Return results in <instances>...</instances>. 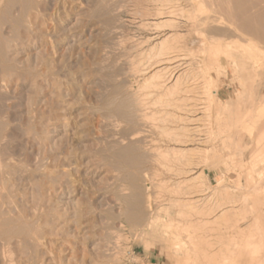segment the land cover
<instances>
[{
  "label": "rangeland",
  "instance_id": "rangeland-1",
  "mask_svg": "<svg viewBox=\"0 0 264 264\" xmlns=\"http://www.w3.org/2000/svg\"><path fill=\"white\" fill-rule=\"evenodd\" d=\"M162 1L0 0V264H177L179 254L169 246L175 240L168 237L173 223L170 227L160 218L167 219L165 212L173 215L174 206L166 198L176 188L158 175L162 168L156 169L160 157L155 153L160 154L153 149L161 141L158 131L146 133L155 130L148 126L154 121L147 120L146 112L158 101L152 102L151 88L138 83L152 38L169 32L156 27V19L162 18L154 15L156 6L164 9L176 3L177 9L187 11L182 12L184 16L180 11L173 15L174 30L185 35L179 41L184 53L191 48L198 55L202 43L198 40L204 36L210 38L209 45L218 47L217 65H204L194 76L195 82L194 77L188 80L195 90L182 96L187 104L183 106L192 102L198 104L195 108L205 106L204 111L209 108L210 113L202 109L204 116L211 120L215 100L227 102L224 118L232 131L226 137L229 141H244L250 132L255 136L260 124L264 125V88L260 89L264 84V0H202L198 15L189 0ZM244 11L248 17L242 19L239 14L244 16ZM217 20L222 25L214 28ZM200 31L207 36L195 38ZM229 52L232 56L241 52L246 61L257 65L255 93H263L257 98L261 104L254 99V89V94L241 90V68ZM133 71L139 77L134 78ZM197 78H201L200 86ZM197 85L203 87L205 96L200 104ZM137 87L153 96L152 103L144 101L147 108L138 101L141 96L149 100L148 93L137 92ZM144 118L150 122L148 127ZM212 148H208L209 156L214 154ZM167 156L161 162L174 158ZM172 161L179 163L175 158ZM207 164L201 169L206 168L210 186L218 181L232 184V174L223 165ZM167 227L171 228L168 232Z\"/></svg>",
  "mask_w": 264,
  "mask_h": 264
},
{
  "label": "bare ground",
  "instance_id": "bare-ground-1",
  "mask_svg": "<svg viewBox=\"0 0 264 264\" xmlns=\"http://www.w3.org/2000/svg\"><path fill=\"white\" fill-rule=\"evenodd\" d=\"M176 1L178 0H175L174 2ZM189 1L190 3H192L191 4L192 6L189 4L190 8L193 7L194 8L193 12L194 11L197 12L196 14L198 15L201 9V6L203 4V3L201 4L202 0H189ZM179 2H181V0ZM163 4L165 3L163 2ZM237 4L238 3L236 2L235 5ZM174 6L175 7L177 6L176 3ZM156 7L155 8L157 9V11L155 10L156 13L154 15L158 17L159 16L161 17L162 15V18H160L159 21L158 19H156L157 20L155 22L156 27H161V26L162 28L166 27L169 30V32H166L163 35L160 34L161 36L159 35L156 36L154 34L155 37L152 38L153 43L149 47L147 52L145 53L146 55L145 54H144L145 56L143 55V58L145 57L144 59H142V55L140 58H139L140 55L138 56L136 55L139 59L143 60L142 63L140 60V63L143 67L142 68L140 67L141 69H139L141 83L140 82L138 83L141 85L140 86L138 84L137 85L141 88L142 86L151 88V91L150 89L149 91L152 92V95L156 97L155 98L151 96L150 94L151 99L153 98L155 99L152 102H155L156 100L158 101L154 103V107L156 108L158 105L160 106V108L158 106L159 109L156 108L154 109V111H151L154 108L153 105L151 104L153 107V108L151 106L149 107L151 108L150 109L151 114H150V111H148L149 113L146 112V114L149 116V119L147 120L148 121L151 120L150 122L154 121L153 123H150L148 121L145 122V118L142 119L144 120L143 122L145 124L142 123V121L140 122L144 125H146V123H150L148 124V126L152 125L151 127L155 128L154 132H150V131L146 132L148 133L147 135H149L150 133H151L150 135H152V133L155 134L157 133L156 131H158V134H159L158 137L161 138V141L160 143L157 142L159 144L158 146H155L157 145V143L156 144L154 143L155 144L154 145L155 149H153L154 152L153 151L151 152L149 151V152L155 153V150H156L157 153L160 154V156H157V154L155 153L156 157L158 158L160 157L159 158L160 161L157 160V165L160 162L159 163L160 167L158 168L156 167V169L162 168L165 171L162 170V173H159L158 175H162V176L164 175L163 176L164 182L167 185L174 186L176 188L175 193L166 198V202L174 206L173 215L170 216L168 214L169 212H165V216H167V219L165 220L163 219L164 216H160V218L163 220L161 222L168 223V225L170 223H173V227H174L173 230H171L170 228L171 225H169L170 227H167L165 229V231L167 232L171 230L168 233V237H171V239L175 240L173 245L172 244L170 245L168 244V245L172 247L174 251H176L179 254L178 258L176 257L177 264H264V125L261 127L262 124L258 123V125L260 124V127H261V128L258 127L259 130L257 129L258 125L257 126L255 125L256 126V129L254 128L255 131L258 130L255 136L254 134H251L250 132V134L247 135V138H245L246 140L244 139V141H241L242 139H240V142H239V138H233L231 141H229V140H226V137L227 135H229V133L232 134V131H231V127H228L230 125L226 124L228 122H226L224 118V111H225V108L227 107V102L224 103V101L219 100V98H217L218 100H215V102L217 103V107L215 105L216 109H214L215 115L212 118L209 117L211 120L214 118L212 121L209 120L207 116H204L206 113L205 111L207 110L206 109L204 111L203 108L205 106L203 107L198 106L197 108H195V105H198V104H195L192 101H190L192 102L191 103L192 105H188L187 107L183 106L187 104H183V101L185 100L183 99L184 97L182 98V96L186 95V92L188 90L190 92L191 89H193V87L191 86L193 84H191L190 82L193 80L195 82L196 77L194 76L196 75L198 76V74H200L199 69L205 68L204 65H208L212 68H214L215 65H217L218 47L217 45H211V44L209 45V43L207 42V39H210V38H206L205 36L201 38L200 35H202L203 33H201L200 31L201 34L198 33L199 35L196 34L195 32L196 34L195 38L197 36H200L201 39H199L198 37L199 39L198 41L202 42L200 44L198 43L200 46L199 47L200 49H198L199 51L197 50L198 52L196 51V53H199V54L195 55L196 49L193 51L191 50V48H188V49H190L193 52L187 49L188 50L187 53H184L186 52L185 51L186 49L182 50L179 47V45L181 44L179 43V41L183 36L181 37L178 33H176L177 31L174 30V27H175L174 16L175 14L178 13V11H180L181 15L183 11L185 12L187 11L182 10L183 9L182 7L181 9H177V7L179 8V6L175 8V7H170L169 5V8L168 7L166 8L165 6L164 9L158 8V6ZM188 8L184 7V9H188ZM231 8H229V11ZM240 9H243V8L240 7ZM249 9H248V12H250L251 10ZM245 11H244V16L238 13L239 15L242 16V19L247 16L246 14L248 12L246 13ZM163 14L165 15L164 17H163ZM191 15L192 14H190L189 16L191 17V22H192V20L194 19H192L193 15L192 16ZM233 15L234 14H232V16ZM235 15L237 16V13ZM186 17L187 18L185 19H188V16ZM234 17H232V19L230 18L231 19L230 22L231 21L234 22L233 20ZM224 18H226V16H224ZM224 18L222 20H224ZM227 19H225V21ZM245 21L243 22L244 23L249 22V21H246V22ZM196 22L197 20L195 21V23ZM218 23H219V20H217V23H216L217 26L214 28H218L219 26L222 25L220 22V25L218 26ZM250 23H251V20H250ZM223 26L225 27V25ZM236 27L237 26H235V28ZM229 28H232V27H229ZM241 29H240V32H241ZM224 30L226 31L225 28ZM237 30L239 31L238 28ZM221 31H223V29ZM250 31L254 32V29ZM247 32L248 31H246V33ZM218 33H219V30H218ZM219 34H222V33H219ZM235 34H238L237 35L238 37L240 36L238 32L237 33L235 32ZM203 35H206V34H203ZM252 35L254 36V34ZM184 37L182 39H185ZM244 37L245 35L243 36V38ZM256 38L258 39V37ZM192 39L193 38H191V40ZM149 40L150 38L146 42H149ZM258 40H261V39L259 38ZM186 41L183 40L182 42L184 43ZM195 41L197 40L195 39ZM213 41H215V39ZM223 41L224 40L222 39L221 42L224 43ZM248 41L250 40L248 39ZM215 42L217 44H220V42L218 41H215ZM191 44L193 45L192 42ZM249 44L251 47H254L253 49L256 48L255 46H253L254 43H252V40L250 41ZM182 48L184 47L182 46ZM139 50H142V48ZM139 52L140 51H138V53H135V54H139ZM230 53L231 52H229V54ZM240 53L241 52H236L235 55L237 56H235L234 54H233L234 56H232V54H230V58H233V61H235L234 63L235 66H239L241 68L240 73H239L240 75L239 79H241V82H240L241 84L239 85H241V90L242 91L246 90L250 94H252L253 93L251 92L252 89H254V93H255V90H257L255 88V85H257L256 82H257V76H258L256 73L257 65L255 64V62H252L251 60L246 61L245 57L241 55ZM133 56L134 58L136 57L135 55ZM133 56H132V59H134ZM196 56L198 57V59L194 58ZM138 58H135V59H138ZM199 58H200V63L205 62L204 64L202 63L204 67H201L202 65L200 66V63L199 65H197ZM195 60H197L195 63L198 67H195L196 65L192 66ZM137 62L138 61L136 60V64ZM133 64H132V67H133ZM141 65L139 64V66ZM135 69L137 70V66L135 67ZM131 70L132 69H130V71ZM134 71H133V75L132 74L131 75L133 77L135 75L139 77L137 73L134 75ZM193 77L194 79L190 80ZM198 79H201V78H197L196 83L200 81V80L198 81ZM188 80H190V82ZM260 83H258V86L260 85ZM262 86L263 87L260 89L264 88V84ZM202 89L203 87L201 88L198 87L196 88V91H195L197 95L198 94L200 95L199 99L196 98L199 101V104L201 103L200 102L201 100H205L204 98L205 96L203 97L204 90ZM137 90H139L141 93L142 90L146 91L148 89L146 88L138 89L137 87L136 91ZM146 92L148 93L147 97H149V92L148 91ZM195 93L193 94L194 96H195ZM261 93L262 92H260V94ZM145 94H142V95H145ZM187 94L190 97L189 95L190 93H187ZM255 94L257 96H261L263 93L261 95L260 94L258 95L257 93ZM255 94H254L255 97L253 96L255 101L260 103V99L263 96L256 97ZM141 97H142L141 101H138V100L137 101L142 103L143 105L147 104V103L144 104V101L151 102L150 97L148 98L149 100H147L146 97L144 100L143 99L144 96H141ZM134 98H135V94H134ZM257 98H260L259 101ZM134 100L136 101V99ZM197 100H196V103H198ZM262 100H263L262 101V104H263L264 97ZM140 103H134V104H137V106L139 105V107L141 108ZM134 104H133V108L136 107ZM207 104L209 106L211 105L209 103ZM207 104H204V105H207ZM261 106L264 107L263 105ZM139 107H137L138 110H139ZM145 107L146 105L144 106V108ZM149 108L146 109V111L149 110ZM210 108L211 110H213L212 106ZM202 109L205 113H203ZM136 110H137L136 108L135 110L133 109L135 113H136ZM209 110L210 109L208 108V111ZM137 113L144 115L145 111L144 113H141V112L140 113L137 112ZM207 113L206 115H209ZM144 117H146V115ZM205 117L207 118L205 119ZM136 118L138 119L139 117L136 116ZM203 119L204 120L208 119L212 123L210 122L208 123V120L207 122H202ZM158 121H160V123H156ZM148 126L146 125V127ZM146 127H144V130L146 129L147 131L148 128ZM233 127L235 128L236 131L238 130L237 125H234ZM139 133L145 135L144 132L141 133V131H139ZM150 138L151 139L154 138L153 140L156 139L155 136L150 137ZM157 140L158 139H156L155 141ZM151 143H153V141ZM147 146L146 148H149V146L148 147ZM210 146L213 147L212 149H213L214 154L212 153L213 154L212 156H209V153H211V151L208 153L209 151L208 148ZM151 147L153 148V146ZM152 148H150V150ZM219 150H221V153L218 152ZM164 153L165 154L170 153V156L173 155L175 160L176 159L177 161L179 160V163L175 164L172 161L174 158L172 157V160H171V157L167 156V154L166 156L170 158H166V162L172 161L173 163L172 162L166 163L165 161L161 162V160H165L164 158H162V157H166L164 156ZM175 155L176 157L179 156L183 159L180 160L176 158ZM209 159H213V162L211 163L212 165L210 164V162H208ZM207 163H209L211 167L212 166L216 167L219 164L223 165L224 168L226 169V172H228L229 174H232V177L230 178V180L233 179L231 181L232 184L226 185L224 182L218 181L215 187L210 186L208 179H207L208 178L207 173L205 172L206 168L201 169V167H204V165L206 166ZM241 177L244 178V181H242L243 179H241ZM222 183H224L225 185H223Z\"/></svg>",
  "mask_w": 264,
  "mask_h": 264
}]
</instances>
